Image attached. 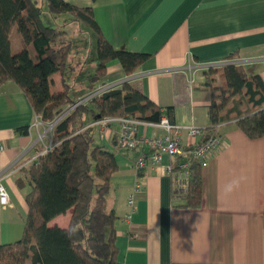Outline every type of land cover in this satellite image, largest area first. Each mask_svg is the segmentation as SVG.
I'll use <instances>...</instances> for the list:
<instances>
[{
	"label": "crops",
	"instance_id": "0c3cea01",
	"mask_svg": "<svg viewBox=\"0 0 264 264\" xmlns=\"http://www.w3.org/2000/svg\"><path fill=\"white\" fill-rule=\"evenodd\" d=\"M63 1L91 8L101 33L114 48L150 55L131 76L124 74L118 62L110 63L94 89L129 80L154 105L171 108L174 126H208L202 86L209 65L257 63L264 85V0ZM71 22L69 17H56L45 25L63 29L68 41L62 46L71 45L74 72L66 82L72 86L73 77L76 90L71 98L79 100L94 90L87 88V77L95 67L94 40L83 25ZM76 28L83 31L85 46L68 38ZM232 54L234 58L226 59ZM50 81L51 93L59 92L60 75L53 74ZM233 123L234 118L226 119L217 128L221 146L210 152L201 171V204L195 210L171 207L166 156L157 165L139 169L137 178L131 165L143 148L126 149L127 161L123 166L117 163L107 204L117 217L114 229L120 264H264V135L247 139ZM87 127L91 132L96 129L98 140L110 145L116 137L117 125L103 139L95 123ZM24 128V133L19 131ZM50 133L49 124L34 114L15 84L0 86V185L8 195L7 205H0V245L21 238L26 189H18L16 179L38 156L37 146H48ZM163 135V130L149 124L136 126V138ZM175 136L170 130L169 137ZM178 139L183 146L189 143L183 134ZM135 182L140 188L133 194L130 212L127 199ZM69 219L70 211L48 226L66 228Z\"/></svg>",
	"mask_w": 264,
	"mask_h": 264
},
{
	"label": "trees",
	"instance_id": "16d2710c",
	"mask_svg": "<svg viewBox=\"0 0 264 264\" xmlns=\"http://www.w3.org/2000/svg\"><path fill=\"white\" fill-rule=\"evenodd\" d=\"M42 2L52 18L68 15L93 37L95 67L87 77L90 91L106 75L110 63L118 62L124 74L131 76L150 58L111 46L91 8H78L63 0ZM43 12L36 0H0V86L15 84L34 114L44 123H52L64 107L74 106L77 101L71 98L72 86L66 82L74 72L71 45L53 47L65 32L46 26ZM13 28L23 45L16 53L11 52L9 40ZM234 57L232 54L226 59ZM258 69L257 63L208 67L202 86L208 102V126L194 144L217 138L216 126L233 118L235 129L247 139L264 135V85ZM55 73L60 75L61 90L51 93L50 77ZM122 117L140 124H156L164 117L173 125L171 108L160 109L130 81L74 107L51 129V150L43 154L44 148L37 146L38 156L16 179L17 188L26 189L27 214L21 238L0 245V264H120L114 229L117 217L107 206L113 191L112 178L119 170L115 156L121 148L117 142L118 125L113 124L117 131L111 148L94 144L87 126L104 118ZM19 131L24 133L25 128ZM142 148L148 152V148ZM169 167L171 207L198 209L204 167L193 155V145L182 146V154L171 157ZM135 174L138 178L139 169ZM178 175L181 184L176 182ZM68 211L66 228L48 226L52 219ZM262 224L264 228V212Z\"/></svg>",
	"mask_w": 264,
	"mask_h": 264
},
{
	"label": "built area",
	"instance_id": "2783aa9c",
	"mask_svg": "<svg viewBox=\"0 0 264 264\" xmlns=\"http://www.w3.org/2000/svg\"><path fill=\"white\" fill-rule=\"evenodd\" d=\"M227 64H235L238 65L239 63L228 61L224 63L212 64L208 67H220ZM126 80L124 82H128ZM123 82V83H124ZM114 88H117L115 84H104L93 91L85 97L84 99H79L77 105L86 103L88 100L98 97ZM86 101V102H85ZM71 108L70 110H72ZM100 131V138L103 139L108 132L109 128L113 124L118 125V133H117V142L121 148H131L137 145L141 147L148 148V152L144 153L140 151L135 160L132 162L131 168L135 172L138 169L144 167V165L154 166L161 162L162 157L166 156L168 159L171 157L177 156L182 154V146L178 139V134H183L185 138L189 141L187 145H193V155L197 157L201 161V166L205 167L207 160L210 156V152L219 149L221 146L218 139L212 137L208 139L205 143H196L192 142L193 139L199 137L202 134V129L197 128L195 126H174L170 125L167 120L162 117L160 118L159 122L156 124H149L153 127L159 128L165 132V135L161 137H155L153 139L146 138V137H139L136 138L135 130L136 126L140 123L135 122L127 117L122 118H104L99 120L95 123ZM218 126H216L215 130ZM52 126H50V130ZM173 130L176 133V136L173 138L169 137V131ZM51 150V146L48 145L44 148L43 154ZM2 151V147L0 146V152ZM179 167H183L182 165ZM164 171L169 173L170 167L169 163L164 166ZM176 182L181 184V177L178 175L176 177ZM140 188L137 182L134 183L132 186V192L128 196L127 205L131 212L132 204H133V194L137 192ZM8 203V195L5 189L0 185V205L6 206Z\"/></svg>",
	"mask_w": 264,
	"mask_h": 264
},
{
	"label": "rangeland",
	"instance_id": "374dc122",
	"mask_svg": "<svg viewBox=\"0 0 264 264\" xmlns=\"http://www.w3.org/2000/svg\"><path fill=\"white\" fill-rule=\"evenodd\" d=\"M37 1V3L43 8V10H44V12H43V14H42V18H43V20L45 21V24H47L49 21H50V18H52V16L50 15V14H48L45 10V6H44V3L42 2V0H36ZM44 6V7H43ZM57 17H69L68 15H59V16H57ZM69 19H70V17H69ZM71 23H73V24H75V25H80V24H78L77 22H71ZM82 25V24H81ZM87 31V30H86ZM87 33H89L88 31H87ZM83 31L81 30V29H79V28H76V30H74V31H72L71 30V33L68 35V38H72V39H74L75 40V43L77 44V45H79V46H85V44L87 43L86 42V37L84 36L83 37ZM66 34H64V35H62L56 42H55V44L53 45V47L54 48H59V47H61L62 46V44H64L65 42H67L68 40H67V37L65 36ZM9 40H10V45H11V52L12 53H16V52H18L20 49H21V45H22V43H21V39H20V37H19V35L17 34V31H16V28H13V30H12V32H11V34H10V37H9ZM75 50V49H74ZM72 76H75V75H72ZM71 79H72V81H71ZM70 81H71V84H73L72 85V87H71V89H70V96H72L73 94H74V92H75V90H76V84L74 83V79H73V77H70ZM118 86V85H117ZM72 99H75V98H72ZM77 101V103H78V99L76 100ZM86 102V101H85ZM77 106V104H75L74 106H68V107H64L63 108V110L56 116V118H55V120L52 122V123H48L49 124V126H52V128L54 127V125L56 124V123H58L61 119H63L67 114H69L70 113V111H72V110H70L71 108H74V107H76ZM92 133H93V135H94V144H96V145H106V146H109L110 148H111V146H110V144H108V143H106V142H104V141H99L98 140V138H97V136H96V129H92ZM50 136H51V133H50ZM50 136H49V143H48V145H50ZM51 146V145H50ZM112 150V149H111ZM125 152H126V149L125 148H118L117 150H116V153H115V156H116V160H117V163L118 164H121L122 166L124 165V163H125V161H127L126 159H125V156H124V154H125ZM110 196H112V195H110Z\"/></svg>",
	"mask_w": 264,
	"mask_h": 264
}]
</instances>
